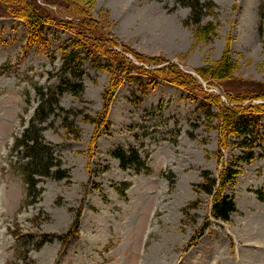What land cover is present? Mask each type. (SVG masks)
<instances>
[{
    "label": "rangeland",
    "instance_id": "obj_1",
    "mask_svg": "<svg viewBox=\"0 0 264 264\" xmlns=\"http://www.w3.org/2000/svg\"><path fill=\"white\" fill-rule=\"evenodd\" d=\"M201 1L216 5L203 21L209 40L176 0H0V264H264V0ZM27 4L70 22L119 68L64 52L77 36L53 24L30 37ZM227 51L232 75L204 77ZM71 52L82 59L83 97L61 95L71 118L57 109L43 132L69 176L43 179L32 201L9 153L37 90L79 81L62 74ZM229 111L250 134L226 127ZM131 147L146 168L123 169L112 155ZM227 168L236 175L223 193L236 209L222 222L200 185L203 172Z\"/></svg>",
    "mask_w": 264,
    "mask_h": 264
},
{
    "label": "trees",
    "instance_id": "obj_2",
    "mask_svg": "<svg viewBox=\"0 0 264 264\" xmlns=\"http://www.w3.org/2000/svg\"><path fill=\"white\" fill-rule=\"evenodd\" d=\"M80 1V0H78ZM82 1V0H81ZM179 4L184 7H188L191 10V14L186 21V25H192L197 28L196 37L204 39H210L213 35V29L211 30V24L203 25L204 18L208 15L211 9L216 7V5L211 2H202L201 0H176ZM25 3V2H22ZM56 3V2H55ZM30 4V3H29ZM76 4V3H75ZM26 17L28 21L30 32L32 38L37 37L41 28L47 24H53L60 29L68 30L75 34L76 39L73 43L65 48L66 52L70 47L81 48L84 50L85 58L91 59L93 66L98 69L112 70L113 68H119L118 59H112L111 57L106 59V61H100L98 58L107 56L100 47L90 46L85 40L79 35L81 30L78 32L74 27L70 25V22L63 20L60 17H56L48 13L44 9L37 8L34 9L27 4L25 6ZM64 7V5H63ZM77 7V6H76ZM68 15L78 13L77 10L71 12L68 7L65 8ZM212 27V26H211ZM40 28V29H39ZM72 54L64 53L63 55V65L62 74L67 75L70 72L73 77L79 79L78 82L71 81L66 76H62L60 84L55 88L43 89L39 88L37 90V101L38 106L34 111V114L27 127L24 129L22 135L15 139L14 145L10 150L9 156L18 155L17 161L14 163V167L17 172L22 176L23 181L27 187V196L30 200H37L41 193V188L39 184L46 178H52L54 180H64L68 178V173L63 170V164L61 160L55 155L54 147L51 143H48L44 137L45 124L48 123L51 116L59 115L57 109L62 110L64 113V121H69L72 115V111H66L64 108L60 107V96L68 92L77 98H82L84 93V86L82 82L83 73L81 69V61L79 54L77 52H71ZM113 66H112V65ZM113 67V68H112ZM124 63L121 61V69H124ZM235 70V65L231 60L229 51L226 52L221 62L213 69L207 68L203 70V76L208 77L210 74L218 80H225L229 78L233 71ZM7 68L5 67L0 73H6ZM132 72L131 70L127 71ZM149 75V74H148ZM153 77V75H151ZM207 118L212 119L211 105H207ZM107 108V106H106ZM74 115V114H73ZM238 113L227 112L226 116V127L228 129L232 126L233 131L239 132L240 135H248L251 133L248 123L245 122V117H241L237 120ZM94 120V119H93ZM96 121V120H95ZM74 122H70L68 127L71 125L74 127ZM70 133H73L72 131ZM248 140H244L242 144H246V147H252L247 144ZM112 155L120 161V165L123 169L135 168L141 169L146 168V160L142 158L139 154L138 149L131 147L129 149L118 148L113 151ZM253 157V155H248V159ZM204 183L200 187L205 193L213 197V205L211 210V216L222 222H229L231 215L235 212V204L232 199H229L224 195L225 187L231 183L235 178V172L232 169L227 168L219 177H214L209 172H203ZM258 198L264 201V192H257ZM209 227V223L204 226V229ZM77 230H73L66 234L68 236H58L63 242H67L69 238L77 235ZM42 242L37 245L40 247Z\"/></svg>",
    "mask_w": 264,
    "mask_h": 264
}]
</instances>
